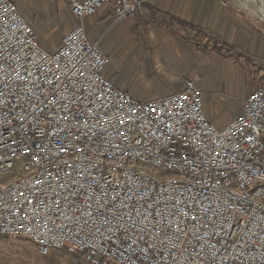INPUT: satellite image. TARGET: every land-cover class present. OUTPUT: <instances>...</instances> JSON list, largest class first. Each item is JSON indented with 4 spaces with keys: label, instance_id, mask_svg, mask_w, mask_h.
<instances>
[{
    "label": "built area",
    "instance_id": "2783aa9c",
    "mask_svg": "<svg viewBox=\"0 0 264 264\" xmlns=\"http://www.w3.org/2000/svg\"><path fill=\"white\" fill-rule=\"evenodd\" d=\"M143 4L67 0L49 50L0 0V237L86 264H264V88L218 128L194 79L151 99L118 86L82 21Z\"/></svg>",
    "mask_w": 264,
    "mask_h": 264
},
{
    "label": "crops",
    "instance_id": "0c3cea01",
    "mask_svg": "<svg viewBox=\"0 0 264 264\" xmlns=\"http://www.w3.org/2000/svg\"><path fill=\"white\" fill-rule=\"evenodd\" d=\"M225 3L144 0L143 13L123 22L114 21L109 8L82 22L90 40L110 57L105 73L118 86L148 99L194 79L206 117L222 128L240 112L248 94L264 88V28ZM18 7L49 50L58 47L75 23L67 0H21ZM40 28L55 40H41Z\"/></svg>",
    "mask_w": 264,
    "mask_h": 264
},
{
    "label": "rangeland",
    "instance_id": "374dc122",
    "mask_svg": "<svg viewBox=\"0 0 264 264\" xmlns=\"http://www.w3.org/2000/svg\"><path fill=\"white\" fill-rule=\"evenodd\" d=\"M228 4L242 10L244 13L254 17L264 28V21L249 14L245 11L237 1L225 0ZM18 4H21V0H15ZM26 11L30 8L25 7ZM22 14H24L22 12ZM41 40L48 39L53 42L55 35L46 33L44 28H40ZM110 65V64H109ZM112 67V66H111ZM117 68V67H115ZM111 70V68H110ZM121 73L118 75L120 76ZM138 98V97H137ZM156 175L170 174L168 172H158L157 170L151 169ZM0 264H84V261L78 256L68 253L64 250H54L46 256L39 255L36 251V247L23 239H5L0 237Z\"/></svg>",
    "mask_w": 264,
    "mask_h": 264
},
{
    "label": "bare ground",
    "instance_id": "6f19581e",
    "mask_svg": "<svg viewBox=\"0 0 264 264\" xmlns=\"http://www.w3.org/2000/svg\"><path fill=\"white\" fill-rule=\"evenodd\" d=\"M249 14L261 18L264 21V0H235ZM68 6V5H67ZM70 12V11H69ZM133 17V16H132ZM123 22V21H122ZM39 37V36H38ZM90 39V38H89ZM93 42V41H92ZM128 91V90H127ZM137 98V97H136ZM147 99V98H139ZM151 99V98H148ZM230 122V121H229ZM228 122V123H229ZM227 123V124H228ZM226 124V125H227ZM225 125V126H226ZM224 126V127H225ZM223 128V127H222Z\"/></svg>",
    "mask_w": 264,
    "mask_h": 264
}]
</instances>
